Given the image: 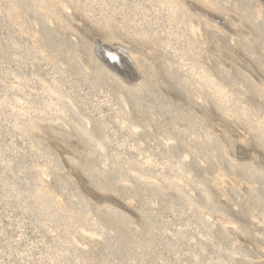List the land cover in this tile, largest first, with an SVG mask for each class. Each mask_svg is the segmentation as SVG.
<instances>
[{
    "label": "rangeland",
    "instance_id": "374dc122",
    "mask_svg": "<svg viewBox=\"0 0 264 264\" xmlns=\"http://www.w3.org/2000/svg\"><path fill=\"white\" fill-rule=\"evenodd\" d=\"M0 264H264V0H0Z\"/></svg>",
    "mask_w": 264,
    "mask_h": 264
},
{
    "label": "bare ground",
    "instance_id": "6f19581e",
    "mask_svg": "<svg viewBox=\"0 0 264 264\" xmlns=\"http://www.w3.org/2000/svg\"><path fill=\"white\" fill-rule=\"evenodd\" d=\"M102 48V47H101ZM113 50V49H112ZM110 50L108 48H104L103 52L106 56V58L112 62V63H116V65L114 66L115 68L117 67L118 68V63H119V60L121 58V56L115 51V50ZM123 55V54H122ZM126 57V56H125ZM131 59V58H130ZM134 60V59H133ZM129 61H127L128 63ZM135 62V61H134ZM126 64V63H125ZM130 66V65H129ZM133 73V72H132ZM130 74V73H129ZM125 75V74H124ZM127 77V76H126Z\"/></svg>",
    "mask_w": 264,
    "mask_h": 264
}]
</instances>
